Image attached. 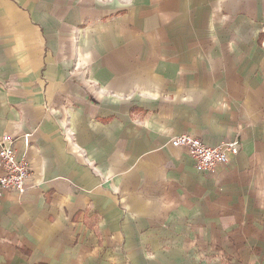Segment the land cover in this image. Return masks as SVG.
Returning a JSON list of instances; mask_svg holds the SVG:
<instances>
[{
  "label": "crops",
  "instance_id": "crops-1",
  "mask_svg": "<svg viewBox=\"0 0 264 264\" xmlns=\"http://www.w3.org/2000/svg\"><path fill=\"white\" fill-rule=\"evenodd\" d=\"M4 135L0 264H264V0H0Z\"/></svg>",
  "mask_w": 264,
  "mask_h": 264
},
{
  "label": "built area",
  "instance_id": "built-area-1",
  "mask_svg": "<svg viewBox=\"0 0 264 264\" xmlns=\"http://www.w3.org/2000/svg\"><path fill=\"white\" fill-rule=\"evenodd\" d=\"M176 148L187 151L197 168L205 173H213L227 164L231 156L240 149L238 139L223 141L220 145L205 144L201 138L189 133H180L171 139ZM31 175V164L26 158L17 156L13 140L4 135L0 138V192L24 193Z\"/></svg>",
  "mask_w": 264,
  "mask_h": 264
}]
</instances>
